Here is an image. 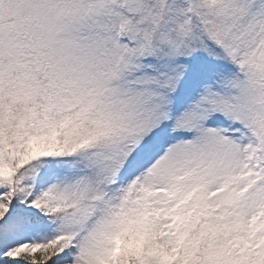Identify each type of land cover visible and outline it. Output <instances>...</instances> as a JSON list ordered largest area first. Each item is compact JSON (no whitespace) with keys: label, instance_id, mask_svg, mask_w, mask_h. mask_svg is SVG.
I'll return each mask as SVG.
<instances>
[{"label":"snow or ice","instance_id":"obj_1","mask_svg":"<svg viewBox=\"0 0 264 264\" xmlns=\"http://www.w3.org/2000/svg\"><path fill=\"white\" fill-rule=\"evenodd\" d=\"M0 264H264V0H0Z\"/></svg>","mask_w":264,"mask_h":264}]
</instances>
